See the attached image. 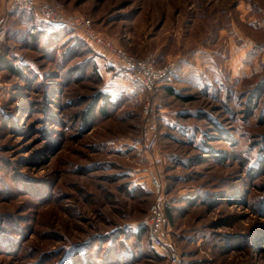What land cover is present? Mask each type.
Wrapping results in <instances>:
<instances>
[{
	"label": "rangeland",
	"instance_id": "1",
	"mask_svg": "<svg viewBox=\"0 0 264 264\" xmlns=\"http://www.w3.org/2000/svg\"><path fill=\"white\" fill-rule=\"evenodd\" d=\"M2 1L0 264H164L129 236L153 177L180 264H264V0H36L174 63L147 113L103 49Z\"/></svg>",
	"mask_w": 264,
	"mask_h": 264
},
{
	"label": "built area",
	"instance_id": "2",
	"mask_svg": "<svg viewBox=\"0 0 264 264\" xmlns=\"http://www.w3.org/2000/svg\"><path fill=\"white\" fill-rule=\"evenodd\" d=\"M6 10L27 9L33 11L38 18L53 26H62L79 32L80 37L91 45L100 47L115 60L120 71L134 82L138 83L146 93L143 111L150 110L149 95L156 94L172 68L173 62H166L163 66L157 65L152 54L136 55L128 52L106 35L99 33L93 26L91 18L82 14H65L61 5L54 1L36 0H6ZM5 30L0 27V45L4 40ZM0 57L2 52L0 51ZM150 146L154 145L152 138ZM152 185L155 189V199L148 208L144 224L151 246L164 258V264H180L178 251L165 238L164 215L161 208L162 195L159 181L153 177Z\"/></svg>",
	"mask_w": 264,
	"mask_h": 264
},
{
	"label": "trees",
	"instance_id": "3",
	"mask_svg": "<svg viewBox=\"0 0 264 264\" xmlns=\"http://www.w3.org/2000/svg\"><path fill=\"white\" fill-rule=\"evenodd\" d=\"M21 9V8H20ZM21 10H27V9H21ZM12 12V11H11ZM26 12V11H25ZM33 12V11H32ZM34 13V12H33ZM35 14V13H34ZM36 15V14H35ZM37 16V15H36ZM38 18V16H37ZM40 21H36L37 24L33 25V27L36 29L35 34L33 35V37H36L37 35H44V37H49V36H56L59 29H65L67 27H62V26H53V25H49L46 22L42 21L40 18H38ZM89 45V43H86ZM3 67H9L12 68V65L8 64V62L4 59L3 60ZM105 97V101H104V105L106 104V106H113L114 102L110 100V98H108L106 95H104ZM101 98V96H100ZM104 105L99 106V111L101 110L102 113H105L106 111L104 110ZM161 208H162V212L164 215V229H165V225L168 221V219L170 218V209L168 208V206H166L164 204V198L162 200L161 203ZM131 238H133V241H140L142 239L145 240V247L144 249L146 250V252H149L151 257H154L156 259H163V256L160 255L150 244L149 240H148V236H147V229L145 224H141L138 226V228H136L135 230L132 229L131 234L129 235ZM138 247H136L137 250ZM143 249V247H142ZM125 252V257H123V260L128 259L127 261H129L132 258L133 252L129 249L126 248L125 250H123ZM135 252V251H134ZM137 252H139V250H137ZM119 258L122 259L121 256L118 255Z\"/></svg>",
	"mask_w": 264,
	"mask_h": 264
},
{
	"label": "crops",
	"instance_id": "4",
	"mask_svg": "<svg viewBox=\"0 0 264 264\" xmlns=\"http://www.w3.org/2000/svg\"><path fill=\"white\" fill-rule=\"evenodd\" d=\"M3 1L5 2L6 0H3ZM3 1H2V2H3ZM142 90H143V89H142Z\"/></svg>",
	"mask_w": 264,
	"mask_h": 264
}]
</instances>
